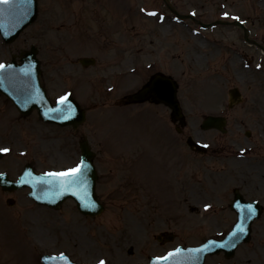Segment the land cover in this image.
I'll list each match as a JSON object with an SVG mask.
<instances>
[{"label": "rangeland", "instance_id": "374dc122", "mask_svg": "<svg viewBox=\"0 0 264 264\" xmlns=\"http://www.w3.org/2000/svg\"><path fill=\"white\" fill-rule=\"evenodd\" d=\"M170 1L181 13L194 14L205 22L242 20L264 44V0ZM39 2L46 25L42 26L40 17L12 44L0 37V64L37 40L65 34L57 40L59 47L41 48L43 72L57 94L70 82L66 67L54 70L58 58L97 57L96 67L82 72L84 78L88 74L95 81L85 82L75 92L87 110V119L76 130L42 125L35 112L20 116L0 95V147L10 149L0 160V172L15 179L28 163L39 172L66 169L80 141L88 139L103 171L97 192L105 210L88 217L79 213L72 200L55 210L32 202L28 189L5 192L0 188V264H42L41 254L60 252L83 264L146 263L150 256H162L178 245L198 244L230 228L236 219L230 209L236 187L247 199L258 200L263 213L253 224L252 240L236 254L234 262L264 264V187L256 186L258 180L264 183V67L258 76L252 72L250 76L241 58L249 55L264 64L263 55L248 47L238 27L204 29L191 20L178 23L172 16L166 24L159 16L146 13L154 9L166 12L160 0ZM80 6L91 8L83 14L97 12L103 17L108 28L101 40L105 48L108 45L106 54L95 45L88 48L82 40L79 42L85 48L75 54L78 44L71 42L69 30L64 28L76 19L74 9ZM62 18L68 21L60 30ZM86 27L93 33L98 29L94 21H86ZM68 28L76 38V30ZM121 51L135 58L138 70L121 78L120 85L113 81L115 88L108 90L105 86H110V81H101L99 66L116 63L115 56ZM62 52L66 55L61 56ZM164 54L169 64L165 69L180 86L186 116L182 133L176 131L180 124L171 121L165 106L114 101L144 83L152 69L148 60L163 69ZM116 70L108 71L114 79ZM234 86L244 98L228 109V90ZM121 104L127 106L125 113L120 112ZM209 114L227 117L226 133L200 128ZM246 131L251 134L247 136ZM190 135L207 145L206 154L189 149L186 140ZM9 197L15 204H7ZM167 233L173 238L167 240ZM244 256L248 260L244 261ZM214 259L216 256L209 257L206 264H214Z\"/></svg>", "mask_w": 264, "mask_h": 264}, {"label": "water", "instance_id": "95a60500", "mask_svg": "<svg viewBox=\"0 0 264 264\" xmlns=\"http://www.w3.org/2000/svg\"><path fill=\"white\" fill-rule=\"evenodd\" d=\"M5 4H0V19H5V22H0V26L2 28H6L10 25L13 18L7 16L3 9L5 8ZM25 12L27 13V10H24L20 12L14 19H16L17 24L20 22H23V16L25 15ZM29 17L24 21L27 22L30 17H33L34 12L33 10L31 13L28 14ZM26 26V24L24 25ZM22 27L16 26L14 31L16 32L12 35V37H9V41L13 40L21 31ZM29 56H26L25 59H27ZM31 58V56H30ZM33 58V57H32ZM30 59L29 62H27L26 67L22 68L21 71L17 72H10L7 74H4L3 76H0V89L8 94L15 103L22 109L27 112L29 110V107L35 106V100H36V94L30 95L28 91H21L19 88L25 87V86H32L33 84L37 86L36 82V76L33 74L34 70L37 71V67L34 68L29 65H33V59ZM166 88L169 87V94L164 95L163 91H160L157 96L161 99H163L166 103L170 104L177 115H179L178 111V104L175 99V87L174 85L170 84L168 80H164ZM163 86V85H162ZM154 89V87L152 88ZM159 89V88H158ZM31 99V101H30ZM24 101H29L28 104H25ZM44 101V100H41ZM43 105V102L41 103V106ZM61 105V104H60ZM60 105H57L55 107H50L49 109H46L44 112L45 118L49 120H56L62 123H69V122H75V110L71 108V106L66 105L67 107H61ZM47 106V105H46ZM43 108V107H41ZM57 111V114H56ZM55 116L58 115L61 119H50V117H47L48 114H54ZM225 121L223 119L219 120V118H208L206 120V127L210 126H223ZM192 145V141L189 142ZM1 157V154H0ZM87 168L84 172V175L80 178L81 180H78L74 183L68 184L65 182L64 177H54L49 175H42V174H35L34 171L31 168H27L24 173L22 174L19 181L14 182L12 180H9L8 177L4 174L2 178H0V184L5 189H14L16 187H22L24 185H30L32 187V192L30 195L34 197L38 202L49 204L51 206H57L59 205L63 199L71 196L74 197L78 203V207L85 213H98L101 210V207H99V203L97 202L95 195H94V172L89 170V168L92 169L91 164L89 161H86ZM27 173V175H26ZM89 175H91V179L89 178ZM23 180L24 182L21 183L20 181ZM236 197H238V202L242 201V198L236 194ZM234 205V204H233ZM248 204H242L240 205L236 204V208L238 212L241 214V220L238 222L245 231L243 233H239L238 230L235 228L234 231L237 232V234H241L245 236L246 234H249V231H247V226L250 224L252 218L245 219L244 213H246V206ZM238 206V207H237ZM242 217H244L242 219ZM233 232L231 234L232 239ZM248 238V237H246ZM205 245H207V248H205ZM216 243L213 240L207 241L205 244L199 246V247H188L186 249L180 247V251H173L172 256H167L164 260L157 261V259L152 261V264H203L206 253H212L216 250L215 247ZM193 249H203L202 251L195 252L190 251ZM46 257H53V256H46ZM47 261H50L52 264H71L67 260H62L58 257H56L55 260L52 259H46Z\"/></svg>", "mask_w": 264, "mask_h": 264}, {"label": "snow or ice", "instance_id": "6c2138e0", "mask_svg": "<svg viewBox=\"0 0 264 264\" xmlns=\"http://www.w3.org/2000/svg\"><path fill=\"white\" fill-rule=\"evenodd\" d=\"M11 2V0H0V4H9ZM21 2L23 4H30L31 3V0H21ZM25 14H27L25 12ZM149 15H155V13H149ZM225 15L227 16V13H225ZM235 19H239V17H235ZM6 66L4 64H0V69H4ZM259 67V65L257 66ZM68 93H65V95L59 97L57 103L58 104H62V105H68ZM10 149L9 148H0V153H7L9 152ZM87 168V165L84 163L83 160H81L80 164L76 165L75 167L73 168H70V169H67L66 171L64 172H59V173H49L47 175L49 176H54V177H64L66 178L65 179V182L68 183V184H71V183H74L76 181H78L83 175H84V172ZM3 173H0V178L3 177ZM27 175V173H26ZM21 183H23L24 181L21 180L20 181ZM205 207L207 208L208 205H205ZM246 214H247V217L248 218H251L252 215H254V209L252 207V205H247L246 206ZM236 229L238 230L239 233H243L245 231V229L240 225V224H237L236 225ZM233 235H237V232H233ZM205 248H207V245H205ZM203 249H193V250H190V251H195V252H199V251H202ZM176 251H180V249H177ZM169 256H172L173 253H169L168 254ZM45 259H52V260H55L56 257L53 256V257H45ZM60 259L62 260H66L67 258L64 256L63 253L60 254ZM158 259H161V258H158ZM100 264H104V261H101Z\"/></svg>", "mask_w": 264, "mask_h": 264}, {"label": "bare ground", "instance_id": "6f19581e", "mask_svg": "<svg viewBox=\"0 0 264 264\" xmlns=\"http://www.w3.org/2000/svg\"><path fill=\"white\" fill-rule=\"evenodd\" d=\"M255 1V0H254ZM263 182V180H258L257 182H256V186H261V187H264V183H262Z\"/></svg>", "mask_w": 264, "mask_h": 264}, {"label": "flooded vegetation", "instance_id": "af4514ba", "mask_svg": "<svg viewBox=\"0 0 264 264\" xmlns=\"http://www.w3.org/2000/svg\"><path fill=\"white\" fill-rule=\"evenodd\" d=\"M223 257H224V256H223ZM224 259H225V260H224L223 263H220L219 260H216V261L214 262V264H229L228 261H226L227 259H226L225 257H224Z\"/></svg>", "mask_w": 264, "mask_h": 264}]
</instances>
